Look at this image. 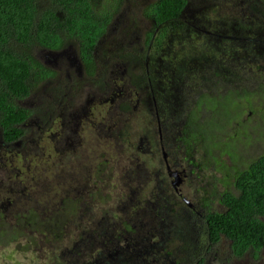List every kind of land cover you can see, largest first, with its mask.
Wrapping results in <instances>:
<instances>
[{"label": "flooded vegetation", "instance_id": "1", "mask_svg": "<svg viewBox=\"0 0 264 264\" xmlns=\"http://www.w3.org/2000/svg\"><path fill=\"white\" fill-rule=\"evenodd\" d=\"M234 4L242 6L238 7L240 10L238 16L243 22L247 20V24L253 26V28L248 31H239L238 35L229 34L228 29L222 30V34H219L213 28H210V25L214 26V20H211V23L204 24L206 28H209L202 29L207 36L204 39L206 54L199 53L198 48L194 47L193 49L190 48V54L188 56L184 55L186 58L183 59L181 57L183 56L182 47L185 45L172 44L164 46L167 36H160L158 29L154 27L155 22L148 17L146 19L148 29L142 37V45H129L130 40L136 37L138 40L141 39L135 33L131 35L126 44H123L125 36L122 42L117 44L119 46L123 44L120 47L125 46L129 49L128 51H119V46L113 45L111 47L108 43L107 46H102L104 39L91 50L90 57H85L79 45L73 40L68 41L60 49H41L37 51L38 58H42L43 60L39 59L52 71V74L42 82H46V85L49 84L50 86L47 93L49 108L42 112L40 108H34L29 103V100L34 99V95H37L38 89L25 98L16 99L17 104L27 108L30 112L29 117L22 124L26 134L18 140H7L0 131V146L8 149L13 148L17 155H20L26 141L35 133L29 127L34 126L33 122H35L39 128L36 138L43 139L42 133L51 131L50 138L61 145L63 152H60V156H57L61 163L70 166L74 165L75 162L81 164L80 172H76L75 168L73 170V167H71V171L67 170L68 174L72 176L73 182H76L75 177L81 181L85 174L92 176L95 173L99 175L102 172L103 165L108 167L106 156L99 153L100 140H118L121 137L120 140L123 143L120 142L117 145H120L123 149L126 147L129 152L137 151L129 156L132 165L135 162H141V153L149 155L146 157L148 161L136 164L138 168L128 166V168L122 169L125 170L123 178L124 185L127 187L125 192L129 191L130 194L136 192L137 189L132 186L133 180H140L141 183L144 180L147 185L148 181L155 180V186L147 190L150 191L149 195L151 197L140 196L138 200L140 204L135 203L137 215L143 213L141 217H138L143 220L141 228L131 224V220H128V224L123 222L122 225H118L117 229L105 225L108 230L101 231L103 236L99 239L91 236L89 232L78 242L75 240L73 245H80L81 242H84L82 243L84 245L87 242L91 243L97 240V250L91 251L90 255L94 258H92L91 263L88 260L85 264L190 263L181 255L183 249L179 246V242L182 241L180 233L188 226L193 228L197 222L202 224V229L206 228L207 213L216 211V209L209 201L200 197L202 196L198 193L200 188H197L196 194H193L190 191H185L182 185L193 174L194 169L192 167L197 165L193 160L196 143L198 144L201 140L202 145L205 144L208 152L212 154L218 147L225 146V142L220 140V143L219 138H214L211 145L207 147L208 133L195 135L190 127L191 124L187 125L190 113L181 121V118H179L181 108L176 105L175 100L176 102L182 100L185 80L197 75L204 83L209 76L213 77L212 72L214 70H216L217 75H220L221 70H225V76L223 77L222 74L219 77L227 83L233 84L235 81L234 66H237L238 71L236 72H238V79L240 80L245 76L247 64L255 61L256 52L260 47H264V0H238ZM258 6H262V8L255 10ZM114 20L111 26H113ZM152 30L154 31L153 36L149 39L148 34ZM115 34H118L117 31H115ZM196 34L192 36V42L197 40ZM120 37L117 38L120 40ZM157 38H160V40L158 41ZM156 41L159 47L153 45ZM219 41L220 45L215 44ZM215 53L216 56L220 55L224 60L226 59V62H223L224 60L220 61V57L215 58V60ZM255 62H260L258 65L264 66V62L262 63L259 58ZM63 66V69L66 70L65 75L69 77L67 82L75 83V87L69 88L70 85L64 86V83H62L63 89L58 90L54 83L60 80L59 76H61L62 71L58 72L57 67L61 68ZM121 80L124 86L134 90L136 103H143L148 118L143 132L139 136V142L136 141L138 143L131 140L127 142L126 136L124 137L125 134H123L125 130H122L123 125H121V122L128 123L125 118L132 111L133 98L122 84L119 86ZM244 90L243 88L237 89L239 96L244 95L241 99L247 97L250 100L256 99L257 94L244 93ZM56 92L60 94H55ZM210 95L213 96V93L210 92ZM221 97L222 95H220ZM231 97H234V95H227L225 99L228 102L230 119H233V114L236 112L233 106L236 109L239 108L234 105V101L238 100ZM110 101L111 103H117L119 111L108 109L105 114H98L94 111L96 104L109 103ZM218 108H212L215 114ZM57 109L62 110L63 113L57 115L55 113ZM250 114L253 115L251 112ZM60 115L63 116V120L59 124L60 130L54 132L52 129L56 122L60 120ZM198 118H200L199 115ZM81 123L84 128L80 133L74 126L78 127ZM104 128H106V132L104 137L100 139ZM84 132H86V137L90 139L89 144L93 147L91 152L88 146L84 148L83 152L88 153V155L82 161L83 156L78 153L77 148L83 144L81 134ZM235 142V139L231 138V142L225 148L231 146L237 152L238 147H234ZM16 145L19 147H16ZM237 154L239 156L240 152H237ZM134 156H139L140 160H134ZM217 160L215 159V161ZM247 162L248 160H244L242 165L245 166ZM185 163L190 164L189 170L184 167ZM237 169L235 167L233 172L230 171V174H235ZM226 171L223 170V177L218 179L224 187L221 191L216 189L218 197L219 193L222 194L231 186L235 187L234 179H230L231 176L229 173L227 176ZM17 175L21 176V174ZM180 182H182L181 185L178 184ZM86 189L89 191V187ZM63 191L66 194L71 192L75 195L78 187L71 185ZM18 196L21 197V194ZM131 198L133 199V197ZM217 200L220 206H223L220 199L217 198ZM13 202L14 200L10 201V204L13 205ZM50 203L52 207V201ZM11 205L2 202L0 203V210L7 213ZM47 209L51 210L50 207H47ZM182 213L187 217L184 221L180 220V218L183 219ZM198 230L200 232V229L197 228Z\"/></svg>", "mask_w": 264, "mask_h": 264}, {"label": "rangeland", "instance_id": "2", "mask_svg": "<svg viewBox=\"0 0 264 264\" xmlns=\"http://www.w3.org/2000/svg\"><path fill=\"white\" fill-rule=\"evenodd\" d=\"M154 1L125 0L115 13L113 26H111L108 37L102 41L101 45L107 46L108 43L113 47L114 42L111 38L115 35V31L120 35L127 34L123 44H126L131 35L135 33L141 39L138 40L136 37L129 41V45H142V37L148 29L147 14H145L146 7ZM235 1L224 0L220 13H210L208 17L222 18L221 15L226 14L237 16L240 11L239 8L242 6L234 4L238 0ZM215 44L220 45L221 43L219 41L215 42ZM201 45V43H197L200 48ZM120 46L118 47L119 50ZM263 48L260 47L256 52V59L259 58L262 63L264 62ZM215 58H219L220 61L224 60L220 55ZM40 59L43 60L42 58ZM255 61L247 64L245 76L240 80L238 79V72H236L238 67L234 66V85L219 77L222 74L223 77L225 76V70H221L220 75H217L215 73L216 70H214L212 72L213 77L209 76L204 83L199 79L200 76L198 75L191 77L189 80L186 79L183 83L184 93L181 96L182 100L180 102L175 100L176 105L181 108L179 113L181 121L188 113L196 117L193 122L197 121V114L200 116V122L205 125L204 134L207 132L209 135L208 143H206L207 147L211 145L214 138H219V142L220 140L225 142V146L218 147L212 154L208 152L205 144L202 145L201 140L198 144L196 143L193 151V160L198 166L192 167L194 169L193 174L189 175L190 178L182 185L185 191H190L193 194H196V189L200 188L198 192L202 195L200 197L209 201L217 211L224 210V206H220L218 203V192H216V189H219V191L224 189L223 183L218 180L223 177V170L233 172L234 168L241 166L244 160L255 158L261 152H264V66H259L260 62L256 63ZM223 62H226V59ZM251 66L253 68H250ZM63 68L64 66L61 68L57 67L59 69L58 72L62 71L61 76H59L60 80L54 83L58 90H62L66 85H70L69 88L75 87V83L67 82L69 77L65 75L66 70ZM119 82V86L122 84L133 98L132 111L125 118L128 123L121 122V125H123L122 130H125L123 134H125L124 137L126 136L127 142L130 140L139 142V136L148 122L144 111L145 107L143 103H136L134 90L124 86L122 80ZM62 83H64V86H62ZM49 87L46 82L42 83L36 92L37 95H34V99L31 98L29 100V103L34 108H40L42 112L49 108L47 97ZM239 88L245 89L244 93L257 94L256 99L250 100L248 97L241 99L244 95L240 93L241 96H239L237 94V89ZM210 92L213 93V96L210 95ZM55 94L60 93L56 92ZM231 94L234 95V97H231L232 99L238 100L234 101V105L239 108L236 109L233 106L236 111L233 114V119H230L228 102L225 99L227 95ZM220 95H222L221 98ZM218 101H220V104L217 103ZM116 104V102L111 103V101L109 103L96 104L94 111L98 114H105L108 109L110 111H119ZM215 107H219L216 114L212 110ZM248 111L253 113V115ZM55 113L59 115L63 111L57 109ZM212 115L214 116L212 117ZM62 120L63 116L60 115V120L56 122L52 131L60 130L59 124ZM33 125L29 127L35 133L26 141L20 155H17L13 148L8 149L0 146V203L5 202V204L11 205L10 201H13L14 197H18V202H27L28 206L32 205L39 208L38 218L43 219L49 215V223L44 221L43 223L31 225L28 230L26 228L23 230V238L18 242L0 246V264H85L88 260L91 263L92 258H94L90 256L91 251L97 250V240L91 243L87 242L84 245L81 242L78 247L75 244L73 245L75 240L78 242L89 232L91 236L99 239L103 236L101 231L108 230L106 226L117 229L119 224L128 223V220H131L130 223L135 224L136 227H142L143 220L138 217H141L143 213L137 215L135 203L140 204L138 201L140 196L151 197L149 195L150 191L147 190L155 186V180L148 181V185L144 180H142V183L139 182L140 180H133L132 186L137 189L136 192L134 194H130L129 191L126 193L125 189L127 187L123 181L125 170L122 169H126L128 166L130 168H138L136 164L148 161L146 157L149 155L141 153V162H135L132 165L129 156L137 151L129 152L126 147L123 149L120 145H117L122 142L120 140L122 139L121 137L118 140L102 139L106 132V128H104L101 132L100 139L102 140H100L101 148L99 153L106 156L108 167L103 165L102 172L99 175L95 173H91L92 176L85 174L81 181L75 177L76 182H73L72 176L68 174L67 170L71 171V167H73V170L75 168L76 172H80L81 164L75 162L74 165L70 166L61 163L57 156H60V152L62 153L63 150L60 144L50 138L51 131H44L42 133L43 139H39L36 138L39 128L35 122H33ZM74 128L81 133L84 125L81 123L78 127L74 126ZM81 135L83 136V144L78 146L77 151L83 156L82 161H84L86 159L85 156L88 155V153L83 152L84 148L88 146L91 152L93 146L89 144L90 139L86 137V132ZM231 138L236 141L234 147H238L239 156L231 146L225 148L231 142ZM54 139L56 140V138ZM16 147L19 146L16 145ZM140 157L134 156V160H140ZM102 158L104 157L102 156ZM215 159L218 160L215 161ZM184 167L189 170L190 164L185 163ZM17 174H21V176ZM72 174L74 175V173ZM26 181H29L30 184ZM182 182L178 184L181 185ZM71 185L78 187L75 195L71 194V192L66 194L63 191L71 187ZM87 187H89V191H87ZM38 189L43 196L42 198L38 197L40 196ZM19 194H21V197L18 196ZM126 194L129 196L127 197ZM62 197L66 201H74L77 205L76 209H69L68 216H70V219L66 218L72 225L60 220L59 217H64L63 213L65 212H63V209H54L49 213L46 208L41 209L44 200H58ZM17 209V206H14L7 211L6 214L9 219L17 214ZM43 211L47 215L42 213ZM182 216L183 219L180 218V220L184 221L187 219L184 213H182ZM197 228L200 229V232L199 230L197 231ZM203 229L202 224L197 222L193 228L188 226L180 233L182 241L181 243L179 242V246L183 249L181 255L188 262L201 264L200 259L202 258L206 260H204V264H264V250H261L258 255L255 252H248L243 256H237L231 249V241L225 237H222L217 245H213L212 249L208 237H204L205 231Z\"/></svg>", "mask_w": 264, "mask_h": 264}, {"label": "trees", "instance_id": "3", "mask_svg": "<svg viewBox=\"0 0 264 264\" xmlns=\"http://www.w3.org/2000/svg\"><path fill=\"white\" fill-rule=\"evenodd\" d=\"M124 2L125 0H0V131L5 139L18 140L26 134L22 124L30 112L17 104L16 99L29 96L52 74L36 52L41 49H60L73 40L84 56L90 57L91 50L108 37L115 13ZM223 5L224 0H155L147 5L145 14L153 19L160 36H167L164 46L185 45L181 56L184 59L190 54V48L194 47L198 48L199 53L206 54L204 39L207 36L202 29L211 20H214V26L210 25V28L219 34L228 29L229 34L238 35L239 31L253 28L238 15L208 17L210 13H220ZM261 8L262 6H258L255 10ZM153 32L152 30L148 34L149 39ZM195 33L197 40L192 42ZM124 36L127 34H115L111 40L117 45ZM197 43H201L203 47L200 48ZM153 45L159 47L157 41ZM128 50L123 46L119 51ZM217 103L220 104V101ZM188 117L187 125L191 124L189 125L194 134L204 133L205 125L200 122L198 114L195 122L193 114ZM237 168L235 174L226 171V175L229 173L230 179H234L235 187L231 186L222 194L219 193L218 198L224 210L207 213L204 237H208L212 249L213 245H217L225 237L231 241V249L235 255L243 256L248 252L258 255L264 250V152L248 159L245 166ZM26 182L30 184L29 181ZM37 191L40 194L38 197L42 198L40 190ZM18 200V197H14L13 205L9 207V210L14 206L18 208L13 218L9 219L6 212L0 210V246L18 242L23 238V230H28L31 225L44 221L49 223V215L40 219L39 208ZM50 201L53 203L52 207ZM48 206L51 210L47 209ZM76 207L74 201H66L62 197L58 200H44L41 209H63L64 217H59L60 220L72 225L66 218L70 219L69 209ZM42 213L47 215L45 211ZM204 260L200 259L201 264H204Z\"/></svg>", "mask_w": 264, "mask_h": 264}]
</instances>
